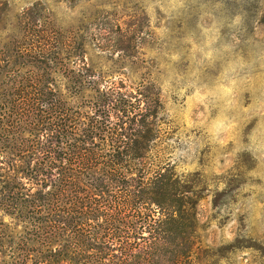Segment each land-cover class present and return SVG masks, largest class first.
I'll list each match as a JSON object with an SVG mask.
<instances>
[{"label": "rangeland", "instance_id": "obj_1", "mask_svg": "<svg viewBox=\"0 0 264 264\" xmlns=\"http://www.w3.org/2000/svg\"><path fill=\"white\" fill-rule=\"evenodd\" d=\"M225 13L229 97L235 55L198 64L195 18L0 0V264H264V0Z\"/></svg>", "mask_w": 264, "mask_h": 264}, {"label": "clouds", "instance_id": "obj_2", "mask_svg": "<svg viewBox=\"0 0 264 264\" xmlns=\"http://www.w3.org/2000/svg\"><path fill=\"white\" fill-rule=\"evenodd\" d=\"M95 0H82V3L74 10L67 7L66 3L58 2V0H49L52 11L58 18L71 19L80 13L81 8L87 7L94 3ZM157 7L165 14L167 19L187 21L195 18V28L192 29L184 38V42L191 45L190 52L193 59L199 53L200 58L196 60L198 64H204L205 61L211 63L216 59H222L226 54L231 57L235 55V59H230L221 73V79L227 83L224 88L218 91L222 97H229L238 81L233 77H229V73H235L238 68H243L246 61L239 53H233L239 39L235 32L232 34L234 43H223L221 30L225 26L229 17L225 13L226 0H145V8L148 14L155 16ZM244 21L242 12H237L230 17L227 26L230 29H240ZM168 32L167 28L162 29L159 35L163 36ZM199 37V39H197ZM254 43L255 51H250L249 55L259 59L260 67L264 69V40L250 41ZM219 44V46H217ZM173 60L179 59V53H174L171 57ZM242 82V81H240ZM227 107V105H226ZM227 117L217 124V130H223L226 126Z\"/></svg>", "mask_w": 264, "mask_h": 264}, {"label": "trees", "instance_id": "obj_3", "mask_svg": "<svg viewBox=\"0 0 264 264\" xmlns=\"http://www.w3.org/2000/svg\"><path fill=\"white\" fill-rule=\"evenodd\" d=\"M130 154H131V155H130ZM130 154H129L130 157H131V156H132V157H135L137 153H136V151H135L134 153H130ZM129 155H128V156H129ZM118 159H119V156H118ZM117 161H118V160H117ZM63 169L65 170V169H67V168H63ZM68 170H69V169H68ZM61 175H62V176H61L62 178H63V177H66V178H67V177H70L69 173H64V172H62ZM66 180H68V179H63L62 182H61V185H64V183L66 182ZM22 188H23L24 190H26L25 186H22ZM20 194H23V192H22L21 190H20ZM25 194H26L27 196L29 195L28 193H25Z\"/></svg>", "mask_w": 264, "mask_h": 264}]
</instances>
